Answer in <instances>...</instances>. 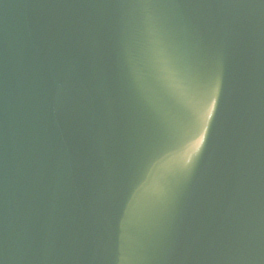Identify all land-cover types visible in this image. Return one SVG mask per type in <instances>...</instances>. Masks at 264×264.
Wrapping results in <instances>:
<instances>
[{
  "label": "water",
  "instance_id": "1",
  "mask_svg": "<svg viewBox=\"0 0 264 264\" xmlns=\"http://www.w3.org/2000/svg\"><path fill=\"white\" fill-rule=\"evenodd\" d=\"M0 264H264V0H0Z\"/></svg>",
  "mask_w": 264,
  "mask_h": 264
}]
</instances>
